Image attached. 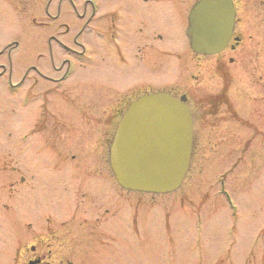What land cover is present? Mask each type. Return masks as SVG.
<instances>
[{
  "label": "flooded vegetation",
  "instance_id": "obj_1",
  "mask_svg": "<svg viewBox=\"0 0 264 264\" xmlns=\"http://www.w3.org/2000/svg\"><path fill=\"white\" fill-rule=\"evenodd\" d=\"M233 2L228 43L217 53L203 54L190 47L185 35L191 4L183 0H128L125 8L110 10L95 0H47L45 12L52 22L32 18L41 28L54 24L42 44L45 51L35 55L18 80L11 72L7 77L8 85L20 92L21 130L20 140L9 135L0 147L10 146L11 159H19L18 195L23 205L34 207L28 218L21 213L20 222L9 225V234L3 231L11 241L12 264H71L72 230H61L58 212L71 207L76 190L95 206L121 205L124 188L110 169L108 133L138 97L157 91L185 96L193 145L195 136L218 131L229 117L243 127L254 124L241 113L264 112V22L254 27L248 14L237 16L248 3ZM156 4L169 11L156 13ZM64 8L69 12L63 13ZM66 13L79 27L58 21ZM17 46L7 44L0 52L10 57ZM22 57L26 64L25 48ZM11 64L9 60V71ZM34 148L40 156L37 171L26 162ZM8 158L0 155V162L8 164ZM2 174L3 180L12 176ZM7 198L0 199L5 211L12 206Z\"/></svg>",
  "mask_w": 264,
  "mask_h": 264
},
{
  "label": "rangeland",
  "instance_id": "obj_2",
  "mask_svg": "<svg viewBox=\"0 0 264 264\" xmlns=\"http://www.w3.org/2000/svg\"><path fill=\"white\" fill-rule=\"evenodd\" d=\"M95 1L103 10H110L116 6L125 8L128 0ZM183 1L189 5L193 0ZM245 1L248 8L242 6L237 16L247 18L248 14L252 25L259 28L264 22V0ZM46 2L0 0V50L18 41L10 57L7 52H0L1 141L9 140V135L20 140V92L10 89L7 77L11 72L13 80H18L24 67L35 62V55L45 51L42 44L54 24L41 28L32 18L52 22L44 10ZM61 10L69 12L65 8ZM154 11L168 12L169 8L156 4ZM70 17L73 16L66 13L58 21L79 27L78 20ZM23 48L29 54L26 64L22 61ZM100 71L98 66L97 72ZM261 110L264 111V105ZM241 114L256 126L243 127L229 117L218 131H203L200 137L195 136L188 172L175 191L151 194L124 190L121 205L104 202L95 206L87 200L88 196L76 190L71 207L58 212L61 230H72L67 261L71 264H264V112L255 110L252 115L242 111ZM112 135L113 131H109L107 155ZM36 150L33 149L32 155L28 153L26 162L37 171L40 156L39 149ZM9 153L10 146L0 147L1 158L7 156L10 160ZM20 165L19 159H11L8 164L0 162V172L12 175L6 180L3 174L0 176V199L6 201L10 196L8 203L12 205L11 210L0 209V264H12L11 241L6 234L9 225L19 223L21 213L28 218L30 210H34L29 204L23 205L18 195ZM9 183L12 184L8 186ZM105 207L109 209L105 211Z\"/></svg>",
  "mask_w": 264,
  "mask_h": 264
},
{
  "label": "water",
  "instance_id": "obj_3",
  "mask_svg": "<svg viewBox=\"0 0 264 264\" xmlns=\"http://www.w3.org/2000/svg\"><path fill=\"white\" fill-rule=\"evenodd\" d=\"M234 22L231 0H198L187 35L198 52L215 53L227 43ZM184 98L153 93L132 102L110 147L111 166L125 188L151 192L175 189L187 169L191 119Z\"/></svg>",
  "mask_w": 264,
  "mask_h": 264
}]
</instances>
